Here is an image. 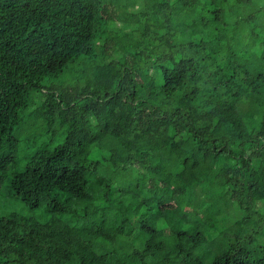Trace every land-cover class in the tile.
Returning <instances> with one entry per match:
<instances>
[{"label": "trees", "instance_id": "trees-1", "mask_svg": "<svg viewBox=\"0 0 264 264\" xmlns=\"http://www.w3.org/2000/svg\"><path fill=\"white\" fill-rule=\"evenodd\" d=\"M262 237L264 0H0V264H264Z\"/></svg>", "mask_w": 264, "mask_h": 264}, {"label": "rangeland", "instance_id": "rangeland-1", "mask_svg": "<svg viewBox=\"0 0 264 264\" xmlns=\"http://www.w3.org/2000/svg\"><path fill=\"white\" fill-rule=\"evenodd\" d=\"M39 120L40 119L38 118L37 120H35V125L30 126L29 123L26 122L22 126V129L24 131L21 133V136H20V140H21L20 152H19V157H18V163L16 165L18 169L23 168L27 155L32 150L36 149L39 146L40 142H43L42 138L45 137V135H44V131L41 129V126H43V124H41ZM61 140H62L61 137H59L58 143L55 142L51 144L50 147L54 148L57 144H61L62 142ZM64 164L67 166L81 169L82 166H84L85 161L81 162L78 160L68 159L65 161ZM261 241L264 243V237L261 238Z\"/></svg>", "mask_w": 264, "mask_h": 264}]
</instances>
